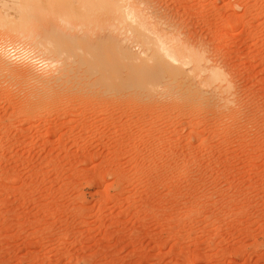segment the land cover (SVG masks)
I'll return each instance as SVG.
<instances>
[{
	"label": "rangeland",
	"instance_id": "374dc122",
	"mask_svg": "<svg viewBox=\"0 0 264 264\" xmlns=\"http://www.w3.org/2000/svg\"><path fill=\"white\" fill-rule=\"evenodd\" d=\"M91 1L0 0V264H264V0L143 1L196 81L46 82Z\"/></svg>",
	"mask_w": 264,
	"mask_h": 264
},
{
	"label": "bare ground",
	"instance_id": "6f19581e",
	"mask_svg": "<svg viewBox=\"0 0 264 264\" xmlns=\"http://www.w3.org/2000/svg\"><path fill=\"white\" fill-rule=\"evenodd\" d=\"M127 1L92 0L89 5L83 8L81 16L83 17L84 15V20L82 23L66 28V30L63 26V30L61 26L66 22H62L63 24L58 27H61V30H56L57 34H55L58 39L72 42L73 46L69 56L76 58V62L74 66L72 64L65 66L58 76L44 80L52 82L50 84L54 85L61 82L63 84L68 76L71 77L77 74L76 77L72 76L70 80H73L72 78L74 77V79L79 77L80 81L83 78L85 79L83 81L86 82L87 80L88 84L90 80L92 81L90 83L94 85L97 82L107 81L109 85L114 86L115 83L124 78L127 79L129 77L127 80H132L131 77L143 73L142 75L145 78H142L147 82L149 78L150 80H155L156 78L159 81L167 78H181V80L185 81L187 78H189L188 80L192 78L196 81V78L200 77L203 74L202 72L208 67V60L203 51L196 46L197 44H191L185 34L178 31L177 25L174 24L175 22L165 19L167 18L165 17L166 15L164 16L165 18L160 16L158 13L161 11L157 12L156 8L153 7L155 5L143 3L145 0ZM127 30L129 35H127ZM130 32H133L134 36L131 35V37ZM57 50H54V55ZM1 60L0 64L3 62ZM143 70L145 71L141 72ZM207 75L210 76L208 77ZM207 75L208 78L206 79L205 76L204 79L209 86L213 80H216L217 83V73L211 71V74ZM183 78L186 79L184 80ZM192 79L191 81H193ZM66 81L68 82V80ZM206 81H202L204 82L203 85L207 84H205ZM128 83L131 82L129 81ZM197 86L195 85V87ZM60 90L61 92H57L58 94L63 93L65 89L62 91L61 88ZM54 93L56 94V92Z\"/></svg>",
	"mask_w": 264,
	"mask_h": 264
}]
</instances>
